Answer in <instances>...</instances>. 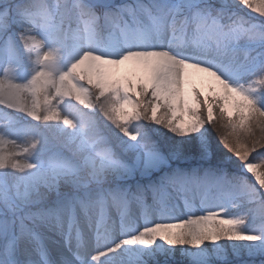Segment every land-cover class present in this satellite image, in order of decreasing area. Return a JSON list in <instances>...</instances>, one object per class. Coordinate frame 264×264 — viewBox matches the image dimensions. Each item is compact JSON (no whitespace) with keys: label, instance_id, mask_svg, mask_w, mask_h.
Listing matches in <instances>:
<instances>
[{"label":"snow or ice","instance_id":"obj_1","mask_svg":"<svg viewBox=\"0 0 264 264\" xmlns=\"http://www.w3.org/2000/svg\"><path fill=\"white\" fill-rule=\"evenodd\" d=\"M84 8L89 48L72 71L111 94L122 160L106 150L115 171L45 211L0 193V264H172L177 249L264 264V0ZM54 14L47 0H0V73L56 38Z\"/></svg>","mask_w":264,"mask_h":264},{"label":"rangeland","instance_id":"obj_2","mask_svg":"<svg viewBox=\"0 0 264 264\" xmlns=\"http://www.w3.org/2000/svg\"><path fill=\"white\" fill-rule=\"evenodd\" d=\"M47 3L55 13L53 20L59 29L56 38L43 47L22 53L14 75L7 69L0 73V154L11 157L8 166L0 167V193L16 199L23 212L45 211L61 197L94 187L98 179L112 174L115 165L102 157L106 150L113 153V161L122 160L109 142L112 136L100 126L98 115L77 105L83 104L92 90L101 91L83 67L72 71V66L89 48L85 0H47ZM4 63L0 59V66ZM41 72L44 75L33 83ZM64 87V93L74 94V98L62 95L60 90ZM110 99L105 100L104 115L113 103L112 96ZM36 111L42 122L27 118ZM59 112L75 122L74 136L83 134L84 154L75 153L67 144H59L56 132L47 130L46 117L57 118ZM103 112L99 115L103 116ZM223 153L227 154L224 149ZM16 161L21 168L11 166ZM75 177L79 180L77 187L67 186ZM156 247L167 246L158 242ZM171 259L172 264H202L201 250L197 249H177Z\"/></svg>","mask_w":264,"mask_h":264},{"label":"trees","instance_id":"obj_3","mask_svg":"<svg viewBox=\"0 0 264 264\" xmlns=\"http://www.w3.org/2000/svg\"><path fill=\"white\" fill-rule=\"evenodd\" d=\"M10 1V0H7ZM64 89H66L65 87L63 89H61L60 91H62V95H64L65 98H69L70 96H72L74 98V94H70L68 95V93H64ZM70 93V91H69ZM101 93V91H94L92 90L91 93H87L86 95V99L85 102L83 104H77L78 106H80V108L88 113H94L95 115H98L99 119V123L100 126L102 127L103 130H105V132L109 135L112 136V127H113V121L111 119V113L108 112V114L104 115V106H105V100H107L108 98L110 99V93H103L101 95H99ZM42 95V93L40 94ZM111 100V99H110ZM76 104V103H75ZM3 106V105H2ZM87 108L89 111H87ZM103 112V116H100L99 113ZM33 112H31L29 114V116L27 118H31L34 119L33 121H39L42 122L43 118L41 116V114L39 115L38 111L34 112L36 114V116L39 117V119L34 118V116L32 115ZM56 115V114H55ZM59 117L57 118H53V119H48V121L46 122V128L48 130V128H50L52 131L56 132L57 137L55 138V140L58 141L59 144H67L68 146H70L75 153L77 152V154H84L86 152L85 148H84V137L83 134H78L77 136H74V129L77 128V126L74 124L75 122L73 121L72 118L63 115L62 113L59 112ZM41 116V117H40ZM71 121V124H67L65 123V121ZM105 121L106 124H102V122ZM107 126V127H105ZM151 127V126H148ZM209 136H210V140L215 142V146L217 147V150L220 153H223V148L219 145V140H217L216 135H213V133L211 132V130H209ZM66 137V138H65ZM60 138V139H58ZM82 152V153H81ZM6 153H1L0 154V160L1 158H3V160H7L9 163V156H5ZM224 154V153H223ZM3 155V156H2ZM7 155V154H6ZM9 157V158H8ZM78 179L75 178H71L70 182H68L66 185L68 186L69 184L71 185L72 188L77 187L78 184Z\"/></svg>","mask_w":264,"mask_h":264},{"label":"bare ground","instance_id":"obj_4","mask_svg":"<svg viewBox=\"0 0 264 264\" xmlns=\"http://www.w3.org/2000/svg\"><path fill=\"white\" fill-rule=\"evenodd\" d=\"M119 239H120V237L118 236V237H117V240H119ZM122 252H123V254L126 255V250H122Z\"/></svg>","mask_w":264,"mask_h":264}]
</instances>
